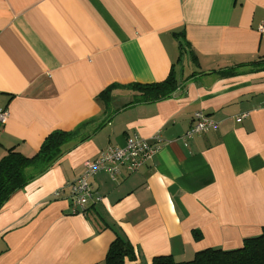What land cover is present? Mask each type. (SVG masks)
Masks as SVG:
<instances>
[{"label": "crops", "instance_id": "crops-1", "mask_svg": "<svg viewBox=\"0 0 264 264\" xmlns=\"http://www.w3.org/2000/svg\"><path fill=\"white\" fill-rule=\"evenodd\" d=\"M263 23L264 0H0V159L112 115L4 204L0 264H104L117 234L136 251L126 264L183 261L261 234L264 69L249 63L264 56ZM172 70L173 97L130 104L125 85ZM198 111L218 126L185 140ZM136 136L160 149L138 171L90 177L93 199L72 214L84 162Z\"/></svg>", "mask_w": 264, "mask_h": 264}, {"label": "trees", "instance_id": "trees-1", "mask_svg": "<svg viewBox=\"0 0 264 264\" xmlns=\"http://www.w3.org/2000/svg\"><path fill=\"white\" fill-rule=\"evenodd\" d=\"M249 64L254 71L264 69V56ZM228 73L235 72L230 70ZM223 74L225 75V72ZM180 84V78L172 70L163 81L131 83L124 87L138 92L130 104L155 103L173 97ZM112 89L111 85L99 95L106 103V109L109 108ZM111 117L112 115L106 113L100 120L86 122L73 130L55 129L45 137L38 151L31 156L24 155L15 147L8 148L0 159V210L15 192L46 173L60 157L89 139L97 129L108 123ZM135 259L133 244L117 234L109 247L104 264H126L127 260ZM150 264H264V227L261 234L246 238L237 248L208 247L198 251L194 258L183 261L176 260L172 255H159L154 257Z\"/></svg>", "mask_w": 264, "mask_h": 264}, {"label": "built area", "instance_id": "built-area-1", "mask_svg": "<svg viewBox=\"0 0 264 264\" xmlns=\"http://www.w3.org/2000/svg\"><path fill=\"white\" fill-rule=\"evenodd\" d=\"M260 32L264 33V23L259 26ZM248 114L237 118L238 121ZM10 117L7 107H0V133L4 129ZM218 123L208 118L202 111L194 114L191 128L183 135V138L192 137L194 134L204 133L216 128ZM156 142L134 137L128 140L125 146H111L103 150L96 158L84 162L85 170L81 176L72 184L71 206L72 214L85 212L87 205L93 199V191L89 186V179L96 173L106 170L113 178H116L123 169L128 172L138 171L154 154L160 149V138ZM101 196H97V201Z\"/></svg>", "mask_w": 264, "mask_h": 264}, {"label": "rangeland", "instance_id": "rangeland-1", "mask_svg": "<svg viewBox=\"0 0 264 264\" xmlns=\"http://www.w3.org/2000/svg\"><path fill=\"white\" fill-rule=\"evenodd\" d=\"M192 259V258H191Z\"/></svg>", "mask_w": 264, "mask_h": 264}]
</instances>
